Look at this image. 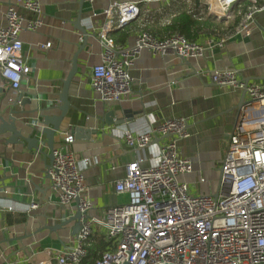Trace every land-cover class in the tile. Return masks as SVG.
<instances>
[{
	"label": "crops",
	"instance_id": "1",
	"mask_svg": "<svg viewBox=\"0 0 264 264\" xmlns=\"http://www.w3.org/2000/svg\"><path fill=\"white\" fill-rule=\"evenodd\" d=\"M16 1L0 0V27L6 24L7 7ZM38 1L43 7V25L36 31L21 33L23 56L30 71L18 90L7 83L0 86V113L9 112L11 100L23 92L24 96L35 95L33 98L42 106L56 105L45 113L59 114L58 106L63 104L60 94L73 59L77 58V71L68 88V113L56 135L55 148L70 152L79 160L86 177L87 196L94 204L90 215L102 219L108 207L127 202L128 194L118 193L115 184L125 176L128 164L137 159H143L144 165L152 164L159 151L158 142L169 140L159 138L145 148L135 149L124 139V131L137 133L150 121L158 123L173 117L183 116L189 122L190 136L179 139L178 148L182 156L193 162V171L181 175L180 180L187 182L193 193L216 194L229 134L258 111L243 110V89L219 86L212 81L211 73L216 69H236L247 82L263 80L264 10L255 14L250 35L231 36L223 46L208 48L200 58L160 56L143 50L130 69L131 92L120 101H105L91 85L93 67L100 62L103 51L94 32L104 24L107 16L103 12L112 0ZM119 1L139 2L141 8L136 20L111 32L116 44L124 47L133 44L142 28L161 38L179 32L171 25L174 18L182 15L187 21L181 29L195 32L194 40L218 42L223 35L235 31L250 4V0L236 3L231 17L218 21L206 13L202 0ZM258 2L264 6V0ZM81 8V24L91 33L84 45V34L74 25ZM19 9L28 18L34 17L23 7ZM48 42L50 46L43 47ZM110 112L112 121L124 118L125 113L130 115V121L106 124L104 120ZM37 118L36 113L26 122L36 123ZM76 127L82 128L80 136ZM68 133L74 134L75 140L64 144ZM11 138V133L0 134V264H35L48 258V248L74 244L71 227L75 221L55 230L47 226L61 224L75 214L77 202L60 203L46 174L51 164L46 154L28 150L26 142L15 143ZM45 150L50 152L47 146ZM86 158L90 161L88 166L84 165ZM33 200L39 203L37 208H29ZM94 229L88 247L104 241V252L109 248L106 229L100 225Z\"/></svg>",
	"mask_w": 264,
	"mask_h": 264
},
{
	"label": "built area",
	"instance_id": "2",
	"mask_svg": "<svg viewBox=\"0 0 264 264\" xmlns=\"http://www.w3.org/2000/svg\"><path fill=\"white\" fill-rule=\"evenodd\" d=\"M242 0H202L206 13L218 21L231 17L233 6ZM20 6L34 15L28 18ZM264 10L258 0H250L234 32L218 42L190 40L180 32L158 37L147 29L138 31L129 47L116 44L111 32L136 20L139 2L112 0L103 13L104 24L94 33L101 42V60L92 70V88L105 101H120L131 92L130 72L143 50L183 59L203 57L208 48L235 35L251 34L254 16ZM43 7L38 0H17L5 11L0 27V86L7 83L18 90L30 68L23 56L22 32L36 31L43 25ZM46 43L43 47H49ZM212 81L219 86L246 90L243 110L252 108L254 118L244 120L229 134V146L221 166L218 191L196 194L180 180L193 171V162L182 156L178 140L190 136L187 118L173 117L150 124L123 137L135 149L145 148L154 139L168 137L159 144L152 164L143 159L128 164L126 174L115 184L118 193L128 194L127 202L108 207L105 217L90 215L94 204L87 196L84 171L75 155L54 148V159L47 168L51 187L63 205L77 202L82 227L74 244L48 248V258L35 264H81L88 256L94 227L106 229L109 248L96 264H264V77L247 82L236 69H216ZM64 144L74 142V134L64 136ZM90 161L84 159V165ZM33 200L29 208H37ZM7 262L3 264H19ZM29 262V259L26 260Z\"/></svg>",
	"mask_w": 264,
	"mask_h": 264
},
{
	"label": "water",
	"instance_id": "3",
	"mask_svg": "<svg viewBox=\"0 0 264 264\" xmlns=\"http://www.w3.org/2000/svg\"><path fill=\"white\" fill-rule=\"evenodd\" d=\"M84 1V0H83ZM83 19L82 8L80 9L77 20L74 22L76 28H78L85 37L84 43L87 41L89 35L91 34L87 28L82 26L81 22ZM93 34V33H92ZM80 46L79 50L83 47ZM78 53V52H77ZM76 53V56H77ZM75 56V57H76ZM77 71V58L73 59L72 69L65 81L63 91L60 94L61 101L63 104L58 106L60 110L59 114H50L45 113L50 109L56 107L55 106H42L40 102H37L33 96V94H29L28 96H24L23 92L16 95V97L11 100V108L9 112H1L0 113V134L11 133L12 138L11 141L15 143H23L26 142L28 150H35L40 154H46L51 162L54 159L53 150L55 148L56 143V135L61 132L62 123L68 113L69 101L67 98L68 88L70 82L72 80L73 75ZM1 91V90H0ZM246 103V90H243V97L240 102V106H243ZM57 108V107H56ZM37 113L38 118L35 122H26L27 119H30ZM113 112L107 114L105 117L106 124H121L126 120L130 121V115L125 113V117L121 118L119 121L110 120ZM82 131L81 127H76L75 132L79 134ZM44 138V139H43ZM43 139V141H42ZM153 142H158V138L154 139ZM45 146L49 149L50 152L45 150ZM216 195V194H215ZM81 212L77 209L75 214L70 215L68 219L63 221L61 224L56 226H47L49 229H57L63 225H67L73 221L75 224L71 227V234L75 235L79 232L82 227L81 223Z\"/></svg>",
	"mask_w": 264,
	"mask_h": 264
},
{
	"label": "trees",
	"instance_id": "4",
	"mask_svg": "<svg viewBox=\"0 0 264 264\" xmlns=\"http://www.w3.org/2000/svg\"><path fill=\"white\" fill-rule=\"evenodd\" d=\"M186 21L187 20H186L185 15L178 16V17L173 19L171 28L173 30H179L180 29V31H179L180 33H183L184 35H186L190 40H194L195 36H196L195 32L193 33L191 31L181 29V24L186 25ZM192 22H194V19H192ZM176 32H178V31H176ZM106 246H107V243H105L104 241H100L93 248L88 247L89 248V254L84 259L83 262L85 264H96V260L102 256V254H103L102 251H103V249H105ZM83 262L81 264H83Z\"/></svg>",
	"mask_w": 264,
	"mask_h": 264
}]
</instances>
